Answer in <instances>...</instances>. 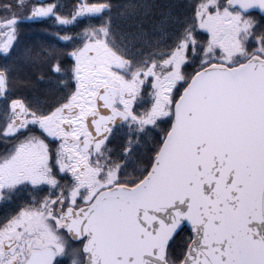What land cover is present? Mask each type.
Instances as JSON below:
<instances>
[{
  "label": "snow or ice",
  "instance_id": "6c2138e0",
  "mask_svg": "<svg viewBox=\"0 0 264 264\" xmlns=\"http://www.w3.org/2000/svg\"><path fill=\"white\" fill-rule=\"evenodd\" d=\"M0 264H264V0H0Z\"/></svg>",
  "mask_w": 264,
  "mask_h": 264
}]
</instances>
